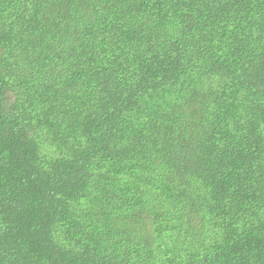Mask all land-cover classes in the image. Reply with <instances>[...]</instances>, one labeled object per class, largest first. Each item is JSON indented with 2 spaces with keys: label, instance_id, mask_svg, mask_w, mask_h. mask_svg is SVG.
<instances>
[{
  "label": "trees",
  "instance_id": "trees-1",
  "mask_svg": "<svg viewBox=\"0 0 264 264\" xmlns=\"http://www.w3.org/2000/svg\"><path fill=\"white\" fill-rule=\"evenodd\" d=\"M0 264H264V0H0Z\"/></svg>",
  "mask_w": 264,
  "mask_h": 264
}]
</instances>
